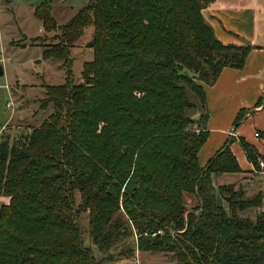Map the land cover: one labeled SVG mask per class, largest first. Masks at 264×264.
Listing matches in <instances>:
<instances>
[{
    "label": "trees",
    "instance_id": "1",
    "mask_svg": "<svg viewBox=\"0 0 264 264\" xmlns=\"http://www.w3.org/2000/svg\"><path fill=\"white\" fill-rule=\"evenodd\" d=\"M213 1L89 0L59 27L44 58L70 67L68 47L92 26V59L79 82L68 71L45 86L41 107L53 110L38 126L0 139V264H99L83 243V212L105 262L132 236L138 250L172 253L176 264H264V211L239 215L260 207L261 193L213 186L212 175L241 171L230 140L203 166L197 158L208 136L203 84L241 69L252 49L215 36L202 15ZM51 3L34 9L45 32L57 29ZM238 142L258 170L264 156Z\"/></svg>",
    "mask_w": 264,
    "mask_h": 264
},
{
    "label": "rangeland",
    "instance_id": "2",
    "mask_svg": "<svg viewBox=\"0 0 264 264\" xmlns=\"http://www.w3.org/2000/svg\"><path fill=\"white\" fill-rule=\"evenodd\" d=\"M42 2L44 0H0V66L3 69V75H0V126L6 123L5 134L12 139L38 126L52 112V105L45 109L41 107L42 99L45 97V86L63 84L68 71L71 72L74 83L79 82L84 62L92 59V50L89 48L93 33L92 26L87 27L82 36L68 47L70 67L68 60L63 62L43 57V51L53 42L52 37L60 34L59 27L65 25L84 8L89 0H52L50 14L55 20L57 29L51 32H45L42 21L34 15L35 7ZM10 100L15 104L11 118L10 110L6 106ZM196 114L198 116V113ZM250 185L262 189L264 176L255 175ZM238 188L244 191L243 186L235 189ZM78 199L77 196V203H79ZM0 200L6 201L3 198ZM185 203L189 209L197 205V200L193 195L186 194ZM218 204L227 206L223 201ZM253 208L256 207L240 211L239 215L254 219L263 209L254 212ZM121 212L125 215L123 210ZM88 220L87 212L81 213L78 219L83 243L92 247L99 264H135L136 254L138 264H176L172 253L137 251L136 241L132 236L122 237L115 242L110 252L116 255V259L105 262L104 255L91 243L88 235ZM129 249L132 251L129 252ZM121 251L122 254L117 255Z\"/></svg>",
    "mask_w": 264,
    "mask_h": 264
},
{
    "label": "crops",
    "instance_id": "3",
    "mask_svg": "<svg viewBox=\"0 0 264 264\" xmlns=\"http://www.w3.org/2000/svg\"><path fill=\"white\" fill-rule=\"evenodd\" d=\"M202 15L224 45L249 44L252 49L241 69L225 67L213 85L204 84L208 136L198 152V162L203 166L230 140V150L241 171L213 175V185L215 188L228 184L235 188L243 186L247 196L261 193L262 205L253 209L264 211V186L257 189L250 185L255 175L264 176V173L253 167L238 142V138H244L264 156V137L260 136L264 133V0H214L202 10ZM241 110L245 117L235 127L234 121ZM217 200L222 202L219 196Z\"/></svg>",
    "mask_w": 264,
    "mask_h": 264
},
{
    "label": "built area",
    "instance_id": "4",
    "mask_svg": "<svg viewBox=\"0 0 264 264\" xmlns=\"http://www.w3.org/2000/svg\"><path fill=\"white\" fill-rule=\"evenodd\" d=\"M6 106L10 110V118H11L13 116V114H14L15 104L13 103L12 100H10V101L7 102ZM6 130H7V125H6V123H4L3 125L0 126V139L5 134ZM231 134L233 135V131H232ZM256 136H258V133H256ZM259 168H260L259 172L264 173V163H263V161L259 162ZM137 251H138V249H137ZM134 263L138 264L137 254L134 257Z\"/></svg>",
    "mask_w": 264,
    "mask_h": 264
},
{
    "label": "water",
    "instance_id": "5",
    "mask_svg": "<svg viewBox=\"0 0 264 264\" xmlns=\"http://www.w3.org/2000/svg\"><path fill=\"white\" fill-rule=\"evenodd\" d=\"M3 74V69H2V66H0V75ZM263 196H264V192H263Z\"/></svg>",
    "mask_w": 264,
    "mask_h": 264
}]
</instances>
